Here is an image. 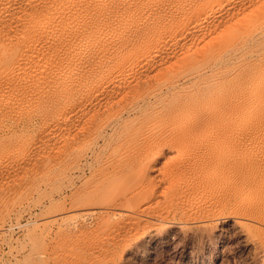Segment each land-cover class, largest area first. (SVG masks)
Returning a JSON list of instances; mask_svg holds the SVG:
<instances>
[{
  "label": "bare ground",
  "instance_id": "6f19581e",
  "mask_svg": "<svg viewBox=\"0 0 264 264\" xmlns=\"http://www.w3.org/2000/svg\"><path fill=\"white\" fill-rule=\"evenodd\" d=\"M40 170L109 264L228 221L264 254V0H0V220Z\"/></svg>",
  "mask_w": 264,
  "mask_h": 264
},
{
  "label": "rangeland",
  "instance_id": "374dc122",
  "mask_svg": "<svg viewBox=\"0 0 264 264\" xmlns=\"http://www.w3.org/2000/svg\"><path fill=\"white\" fill-rule=\"evenodd\" d=\"M45 173L37 171L34 180L14 190L9 198L8 211L0 220V264L121 262L125 258L122 254L110 259L88 247L101 236L107 213L77 200L70 181ZM170 221L179 223L181 217L172 213ZM169 228L166 225L164 230ZM210 231L165 232L145 244L126 264H264V254L249 242L239 225L218 223ZM144 233L149 236L152 229Z\"/></svg>",
  "mask_w": 264,
  "mask_h": 264
}]
</instances>
